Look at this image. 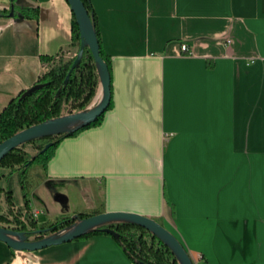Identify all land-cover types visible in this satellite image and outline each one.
I'll use <instances>...</instances> for the list:
<instances>
[{"label":"crops","instance_id":"0c3cea01","mask_svg":"<svg viewBox=\"0 0 264 264\" xmlns=\"http://www.w3.org/2000/svg\"><path fill=\"white\" fill-rule=\"evenodd\" d=\"M16 2L37 12L0 15V111L45 71L42 56L78 49L67 0ZM90 2L110 105L99 124L62 138L45 169H28V214L47 225L135 213L162 224L194 264H264V0ZM0 173L23 215L18 173ZM0 264L133 263L101 233L36 250L0 240Z\"/></svg>","mask_w":264,"mask_h":264},{"label":"trees","instance_id":"16d2710c","mask_svg":"<svg viewBox=\"0 0 264 264\" xmlns=\"http://www.w3.org/2000/svg\"><path fill=\"white\" fill-rule=\"evenodd\" d=\"M81 1L90 16L99 46V54L106 63L109 72L110 61L100 45L95 12L90 0ZM11 11L20 17H34L36 16L37 7H18L16 0H10L9 7L0 8V15L9 14ZM71 33L72 43L78 46L79 32L74 15L72 17ZM73 58L74 55L69 58L63 57L62 52L54 56L41 57L48 64L45 66V71L38 76L33 84L36 88L31 92L22 91L18 93L0 111V142L26 127L62 114L84 110L92 103L99 78L91 51L88 47L84 48L79 63L71 70L67 82L64 83ZM109 105L110 102L104 111ZM104 111L94 121L72 132L49 135L24 142L10 150L0 159V168L7 170V177L14 172L18 173L22 194L25 198L24 207L28 220L27 224L22 223L18 218L21 209L13 208L12 190L10 188L3 189L0 186V192L3 193L7 204L6 213L10 214L15 209L14 217L19 223L10 228L24 231L31 239H39L68 228L76 221L89 215L86 213H76L72 216H63L59 220L47 225H37L31 215L28 214L26 175L28 168L34 164L40 165L45 169L48 160L62 138L74 135L84 128L99 124L103 118ZM38 139L40 141H37ZM46 144L49 145L44 148ZM3 176L0 173V180ZM6 213H0V225L5 226V223L8 221ZM105 228H111L116 232V236H111L133 264H179L170 249L155 235L131 222L117 221L105 223L90 229L75 239L86 238L94 234H109L105 231ZM43 229L45 230L38 232V230Z\"/></svg>","mask_w":264,"mask_h":264},{"label":"water","instance_id":"95a60500","mask_svg":"<svg viewBox=\"0 0 264 264\" xmlns=\"http://www.w3.org/2000/svg\"><path fill=\"white\" fill-rule=\"evenodd\" d=\"M70 9L74 15L79 32V45L74 55L70 68L65 76L64 83L67 82L71 70L79 63L83 50L88 47L94 59L98 74V94L92 103L84 110L59 115L54 118L46 119L40 123L26 127L12 136L0 142V159L10 150L20 144L49 135L72 132L96 119L104 111L109 103V72L107 65L99 54V46L92 26L90 16L81 0H67ZM11 11L9 15H12ZM36 88L35 85L29 87L26 92H31ZM49 144H46V148ZM131 222L137 224L155 235L177 258L179 264H194L190 255L180 243V241L169 232L162 224L155 219L128 212H101L88 215L68 228L59 230L50 235L39 239H31L24 231L12 229L0 225V240L4 241L9 247L15 250H36L50 245L60 244L66 241L80 237L92 228L110 222ZM43 230H38L44 231ZM105 231L112 236L116 232L111 228H105Z\"/></svg>","mask_w":264,"mask_h":264},{"label":"built area","instance_id":"2783aa9c","mask_svg":"<svg viewBox=\"0 0 264 264\" xmlns=\"http://www.w3.org/2000/svg\"><path fill=\"white\" fill-rule=\"evenodd\" d=\"M230 42V40L229 39H227L226 40V43H229ZM180 50H181V52L182 53H184V54H188L189 53V47H188V45H186L185 43H181L180 44ZM3 198V197H2ZM1 198V199H2ZM2 202L4 203V200L2 199ZM16 209V208H15ZM15 209H14V211H13V213H15L16 211H15ZM7 218H8V221L5 223V226L6 227H13V226H16V225H18L19 223L17 222V220H16V218L14 217V215H9V216H7ZM18 218H19V220L22 222V223H25V224H27L28 223V220H27V218H26V214H25V212L23 213V215L21 214V215H18Z\"/></svg>","mask_w":264,"mask_h":264},{"label":"rangeland","instance_id":"374dc122","mask_svg":"<svg viewBox=\"0 0 264 264\" xmlns=\"http://www.w3.org/2000/svg\"><path fill=\"white\" fill-rule=\"evenodd\" d=\"M37 141H40V140L38 139ZM33 166H35V164H34V165H31L30 167H33ZM30 167H29V168H30ZM29 168H28V169H29ZM27 172H28V170H27ZM6 209H7L6 206H4V205L2 206V205H1V206H0V213H6V211H7ZM60 218H61V217H58L57 220H59Z\"/></svg>","mask_w":264,"mask_h":264}]
</instances>
